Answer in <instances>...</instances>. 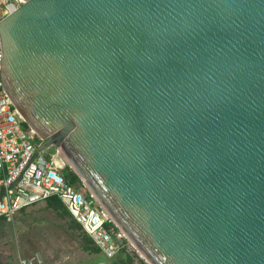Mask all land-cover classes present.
<instances>
[{
	"label": "water",
	"instance_id": "95a60500",
	"mask_svg": "<svg viewBox=\"0 0 264 264\" xmlns=\"http://www.w3.org/2000/svg\"><path fill=\"white\" fill-rule=\"evenodd\" d=\"M3 88L148 264H264V0H24Z\"/></svg>",
	"mask_w": 264,
	"mask_h": 264
},
{
	"label": "built area",
	"instance_id": "2783aa9c",
	"mask_svg": "<svg viewBox=\"0 0 264 264\" xmlns=\"http://www.w3.org/2000/svg\"><path fill=\"white\" fill-rule=\"evenodd\" d=\"M23 4L24 0H0V21ZM3 60L0 35V62ZM1 72L0 63V218L12 217L58 198L106 261H112L124 248L117 238L124 236L119 230L114 232L113 226H116L99 208L79 177L77 186L69 184L64 171L72 169L57 148H51L56 151L53 155L49 149L36 156L42 141L34 132L23 128L24 120L3 88ZM20 264L32 262L24 260Z\"/></svg>",
	"mask_w": 264,
	"mask_h": 264
},
{
	"label": "rangeland",
	"instance_id": "374dc122",
	"mask_svg": "<svg viewBox=\"0 0 264 264\" xmlns=\"http://www.w3.org/2000/svg\"><path fill=\"white\" fill-rule=\"evenodd\" d=\"M49 152L56 153L54 149ZM68 173V169L64 171ZM70 222L47 203L0 220V264H20L24 260L32 264H110L102 253L90 254L81 249L82 232L71 229ZM129 245L130 251L148 264Z\"/></svg>",
	"mask_w": 264,
	"mask_h": 264
},
{
	"label": "trees",
	"instance_id": "16d2710c",
	"mask_svg": "<svg viewBox=\"0 0 264 264\" xmlns=\"http://www.w3.org/2000/svg\"><path fill=\"white\" fill-rule=\"evenodd\" d=\"M23 128L26 131H29L30 128L27 124H23ZM69 173L66 174V178L69 182V184L77 186L79 183L78 176L70 169ZM47 206L52 209L55 212H60L61 217L64 219H71L70 227L71 229L77 230L81 233V241H80V247L84 252L90 253V254H100V249L94 244L93 240L86 234V232L83 230L82 226L79 225L72 217L70 212L67 210V208L64 206V204L58 199V198H51L47 202ZM25 212V210L21 211ZM9 217H3L0 218V220H8ZM114 232L118 233V229L114 227ZM118 241L121 243L124 248L120 251V253L117 255L115 259L110 261V264H146L143 260L138 258V255L131 252V247L128 243V241L124 237L117 238Z\"/></svg>",
	"mask_w": 264,
	"mask_h": 264
}]
</instances>
